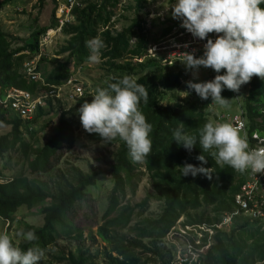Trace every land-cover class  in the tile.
<instances>
[{
  "label": "trees",
  "instance_id": "trees-1",
  "mask_svg": "<svg viewBox=\"0 0 264 264\" xmlns=\"http://www.w3.org/2000/svg\"><path fill=\"white\" fill-rule=\"evenodd\" d=\"M10 1L12 0H0V8ZM87 1L85 0L84 7L74 9L75 22L62 28L61 33L67 38L58 52L67 54L66 58L59 61L42 56L38 68L49 63L51 68L42 73L45 82L61 83L70 75L71 64L79 67L89 62L87 58L90 51L85 42L95 37L103 40L105 47L101 49V59L109 76L106 81L110 77L119 79L127 74L148 89L147 103L141 100L140 110L152 125L151 155L143 162L133 163L125 143L116 139L106 143L109 146L116 145L112 153L113 160L107 171L90 165L89 171L83 173L80 169L72 167V172L59 174L58 180L54 179L52 184H49L38 175L48 174L56 167L59 159L72 149L75 142L73 118L79 115L78 109L86 97L60 112L55 132L39 147L23 137L28 135L34 139L36 129L30 130L29 123L6 115L0 108V123L11 126L8 134L0 136V157L11 150H18L25 165L24 172L0 182V218L12 221L19 207L31 209L47 202L41 211L42 226L37 228L24 225L21 228L24 231H34L38 240L33 243L46 252L61 234L81 235V229L74 224L75 206L86 196V187L94 185L98 174L106 172L113 185L102 215V223L96 230V236L107 249L104 253V263L145 264L142 255L150 253L155 262L168 264L171 252L169 248L166 249L162 239L168 235L171 228L185 216L181 226L194 228L206 238L207 232L205 228L202 229V225L218 223L224 213L234 209V196L240 189L242 175L226 165H216L209 153L203 152L199 143L189 152L173 140V130L180 123L184 124V132L196 135L209 119L204 113L205 105L202 99L197 96L175 106L162 104L163 94H173L180 88L184 72L179 69V63L163 65L154 58L145 57L148 37L139 25L138 15L127 27L112 31L109 26L112 11L108 10L107 6L111 4L110 6L114 7L117 0H104L100 4ZM135 1V7L140 10L148 0ZM170 25L171 23L161 29L160 36L170 30ZM51 26L52 24L32 31L31 41L15 49H11V42L0 30V95L10 87L34 90L36 83L28 82L20 72L27 57L24 52H35L40 36ZM133 38L135 41L131 43ZM137 58L143 60H133ZM215 76L213 73L212 77ZM106 86L104 82L101 87ZM172 98L177 100L176 95H172ZM47 105L48 108L51 107L50 102ZM243 110L248 121V133L256 131L263 134L264 80L258 77L251 79L243 99ZM45 113L44 109H38L37 117L31 124L35 125ZM87 135L92 141H102L99 134L87 132ZM200 155L205 156L207 163L196 159ZM185 163L211 169V179L204 174L181 175L180 167ZM143 172L148 174L152 192L147 191L140 202L131 205L127 202V197L135 194ZM152 200L162 202V209L154 218L144 217L143 214ZM207 207H212L213 216L205 213L203 209ZM135 217L139 219L131 226L130 223ZM263 225V222L243 218L237 221L235 228L217 229L212 235L213 244L204 253L202 264H264V230H261ZM127 228L133 235L122 233V230ZM187 233L194 234L191 230ZM144 239H149V243H144ZM18 246L27 250L32 244L21 238ZM50 258L52 263L97 264L88 249L80 245L68 251L61 248L50 253Z\"/></svg>",
  "mask_w": 264,
  "mask_h": 264
},
{
  "label": "clouds",
  "instance_id": "clouds-1",
  "mask_svg": "<svg viewBox=\"0 0 264 264\" xmlns=\"http://www.w3.org/2000/svg\"><path fill=\"white\" fill-rule=\"evenodd\" d=\"M264 0H175L172 16L182 21L181 26L194 37L207 39L203 56L183 53L185 67L198 75L201 66L211 68L217 74L211 81L187 82V87L204 100L221 108L230 106L222 97L224 88L239 92L242 85L253 77L264 80ZM215 33L216 39L208 38ZM90 51L88 61L99 63L101 49L105 47L98 37L85 42ZM115 80L116 82H110ZM106 87H97L91 102L84 101L78 109L81 125L88 133H96L105 143L119 139L128 149L133 163L143 162L151 155L152 125L140 110L143 100L147 103L148 89L130 75L110 77ZM183 123L173 130V140L189 152L199 143L218 166H228L237 172L264 173V147L250 148L246 134L230 122L207 121L198 134L184 132ZM207 163L204 155L196 157ZM180 174H204L211 179V169L185 163ZM17 238L32 244L22 250L7 232L0 233V264H38L45 255L34 231L23 229L15 233Z\"/></svg>",
  "mask_w": 264,
  "mask_h": 264
},
{
  "label": "rangeland",
  "instance_id": "rangeland-1",
  "mask_svg": "<svg viewBox=\"0 0 264 264\" xmlns=\"http://www.w3.org/2000/svg\"><path fill=\"white\" fill-rule=\"evenodd\" d=\"M104 0H88V3L100 4ZM62 2V0H60ZM175 0H148L140 10L135 7V0H117L114 7L109 4L107 9L112 11L110 21V29L112 31H120L130 25L133 19L138 15L139 25L143 28L148 37V46H151L161 37V29L170 23H174L179 19L172 16V5ZM83 7L86 5L85 0L82 2ZM55 15V2L53 0H12L9 4L0 8V30H2L8 40L11 42V49H15L22 44L31 41L32 31L41 27L48 26L52 23ZM67 37L62 33L55 34L51 37L45 49V56L49 59L56 58L63 61L67 54H59L61 46ZM135 39L131 40L133 43ZM59 54V55H58ZM134 62V61H133ZM44 68V69H43ZM51 65L46 63L40 67L41 73L44 70H49ZM184 72L180 88L171 93L162 95L163 105L175 106L177 103L189 101L199 97L194 90L187 87V82L194 83L211 81L213 73L224 74L225 70L216 73L211 68L201 66L198 70V75L194 77L193 71L189 70L182 63L179 66ZM70 73L82 82V87L86 92V100L91 102L92 96L95 94L97 87H101L108 79L106 66L101 59L99 63H85L79 67L70 65ZM249 83L242 85L239 92H234L224 88L221 95L229 99L230 106L221 108L219 105L212 103V98L207 100L202 99L205 105L204 113L208 119L216 122H227L223 119L226 114L235 115L239 112V108L243 109V99L246 96ZM172 95L177 96V100H173ZM69 102L68 104H70ZM67 103L55 102L44 108L45 114L36 122V135L34 139L24 135V139L31 141L36 147L42 146L55 132L58 116L63 109L69 107ZM75 129V142L72 149L66 152L58 161L56 167L48 174L38 175V177L46 180L49 184L54 179L58 180L59 174H68L72 167L80 169L83 173L89 171V166L92 165L101 171H107L109 164L113 160L112 153L116 149V145L109 146L105 142L92 141L88 138L87 132L83 129L79 115L73 118ZM11 126L0 123V136L8 134ZM21 155L18 150H11L0 157V182L9 180L12 176L24 172L25 165L21 160ZM27 174V173H26ZM113 185V181L106 172L98 174L95 184L88 186L85 189L84 199L76 204L74 209V224L81 229V235L74 233L70 236H62L57 239L56 243L45 252V255L39 262L44 264H66L50 262V253H54L63 248L65 251L74 250L77 245L87 248L89 253L95 258V263H104V253L107 251L106 246L96 236L97 227L102 223V215L107 207V199ZM152 192L148 174L142 173L141 181L134 195L127 197V202L131 205L140 202L146 195V192ZM47 202L27 209L24 206L19 207L14 213L12 221H6L0 218V233L7 232L13 238V242L18 246L21 238H17L15 233L24 225H32L41 227L43 224L42 208ZM163 203L159 201H150L147 210L144 212V217L154 218L160 213ZM212 207L204 208L206 214L213 216ZM194 214L197 212H193ZM139 218L135 217L130 223L132 226ZM185 221V216H182L176 224L171 228L170 232H180L181 224ZM59 230V228H57ZM262 231L264 230L261 229ZM122 233L133 235L130 230L124 229ZM168 234L163 238L166 249L171 245V237ZM171 239V240H170ZM144 243H149V239H144ZM142 261L145 264H157L153 256L149 253L142 255ZM38 262V264H39Z\"/></svg>",
  "mask_w": 264,
  "mask_h": 264
},
{
  "label": "built area",
  "instance_id": "built-area-1",
  "mask_svg": "<svg viewBox=\"0 0 264 264\" xmlns=\"http://www.w3.org/2000/svg\"><path fill=\"white\" fill-rule=\"evenodd\" d=\"M55 2V15L52 26L43 33L38 41L35 52L25 51L26 59L21 67V74L28 82L36 83L33 91L20 88H6L0 95V108L11 117H16L22 122L29 123L30 130L36 129L31 122L37 117L38 109H44L47 103H69L68 108L86 97L82 82L75 76L70 75L58 84H49L38 68L42 56H45V49L51 41V37L61 33L62 28L68 23L75 22V8H82V0H53ZM182 21L178 20L170 25V30L161 36L151 46L147 45V58H154L163 65L182 64L183 53L194 54L197 58L203 56L204 45L207 39L201 40L194 37L190 32L181 26ZM215 33H210L208 38L216 39ZM141 62L143 58L133 59ZM207 82V81H206ZM67 108V109H68ZM235 115L226 114L223 119L241 128V134H246L250 148L264 147V133L256 131L248 133V121L244 110L240 107ZM41 118V117H40ZM242 183L238 193L234 196L235 207L231 212L224 213L220 222L211 225H202L207 235L196 232L193 228H183L180 232L171 233V242L168 247L171 258L168 264H202V258L206 249L212 244V235L217 229H229L235 219L246 217L250 221L264 222V173L254 174L251 170L241 173ZM191 230L194 234L188 235ZM190 237L192 239H190ZM202 241V239H204ZM160 264V263H157Z\"/></svg>",
  "mask_w": 264,
  "mask_h": 264
},
{
  "label": "crops",
  "instance_id": "crops-1",
  "mask_svg": "<svg viewBox=\"0 0 264 264\" xmlns=\"http://www.w3.org/2000/svg\"><path fill=\"white\" fill-rule=\"evenodd\" d=\"M261 7H264V5H260ZM249 87V86H248ZM247 94V93H246ZM243 218H246V217H239V218H237V219H235V221H234V224L233 225H231V228H235L236 226H237V221L239 220H242ZM184 223V222H183ZM263 224H264V222H263ZM262 228H264V225H263V227Z\"/></svg>",
  "mask_w": 264,
  "mask_h": 264
},
{
  "label": "water",
  "instance_id": "water-1",
  "mask_svg": "<svg viewBox=\"0 0 264 264\" xmlns=\"http://www.w3.org/2000/svg\"><path fill=\"white\" fill-rule=\"evenodd\" d=\"M213 79H214V78H213ZM213 79H212V80H213Z\"/></svg>",
  "mask_w": 264,
  "mask_h": 264
}]
</instances>
